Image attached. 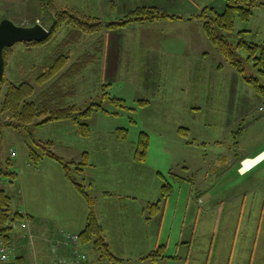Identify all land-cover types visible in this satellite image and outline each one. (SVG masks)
Here are the masks:
<instances>
[{
  "label": "rangeland",
  "instance_id": "obj_1",
  "mask_svg": "<svg viewBox=\"0 0 264 264\" xmlns=\"http://www.w3.org/2000/svg\"><path fill=\"white\" fill-rule=\"evenodd\" d=\"M195 1L200 3L199 12L206 6H213L221 12L226 0ZM260 1L264 3V0ZM63 7H66L63 0H21L0 4V20L9 18L24 26L39 22L51 32L54 15ZM68 8L78 10L72 6ZM194 20L200 21L199 18ZM67 26L66 23L61 27L55 35L57 39L49 43L35 45L18 42L9 47L6 80L18 82L27 73L34 72V68L53 53L56 41L64 38ZM234 28L235 33L247 30V41L263 43L264 10L258 6L248 21L237 18ZM95 35H85L70 46L71 63L84 54L96 55ZM205 40V43L201 40L193 44L194 49L189 56L180 54L166 61L162 53L161 60L121 55L116 62L123 73L116 77L105 73L102 42L97 60L94 62V58L80 74L65 81L67 86L76 90L75 96L68 99L69 104L85 109L93 102H99L103 96V85L107 84L110 98H125L132 111L117 106L111 99L105 100L103 107L109 112V117L101 121L106 113L94 112L93 117L88 119L91 125L88 135L81 134L78 125L69 120L50 121L37 128L33 124L29 127L32 134L27 136L7 129L0 133L1 162L4 164V159L11 157L13 164L10 169L18 173L17 178L5 177L2 187L11 197V214L17 212L23 215L17 223L11 220L8 223L13 229L12 240L6 239L14 247L11 259L19 254L14 238L20 240L18 244L22 242L23 247L27 243L30 245L29 241L34 238L30 235L34 222L27 219L32 215L34 220V213L57 228L80 231L84 227L88 205L65 176L63 165L44 156L37 169L30 157V145L42 154L45 151L43 146L47 147L43 142L51 141L54 143L51 148L57 155L67 162H74L71 169L80 181L86 183L96 199L99 214L103 198H106L105 191L111 193L107 198L109 204L116 206L121 200L130 208L126 215H112L113 222L106 220L105 237L113 251L110 250L120 259H110L90 245L87 250L88 264H154L144 257L156 248L157 239L162 245H167L169 241L168 255L178 252L182 259H186V247L177 249L175 244L191 238L192 264H264V180L253 185L255 178L264 175V165L241 178L233 170L228 173L221 156L226 143L223 141V121H226L222 115L223 107L201 106V111L193 109L196 101L253 99L254 89L209 40ZM242 54L245 55L244 52ZM35 84L37 93L46 86ZM6 89L7 85L3 84L0 105ZM255 98L261 99L256 94ZM143 99L149 103L139 105L138 110L131 107H137ZM173 100L179 106H165ZM0 116L5 121L10 119L7 112ZM119 127L128 128L130 136L121 137L122 134L116 132ZM258 127L259 123H256L255 129L246 136L264 135ZM180 128H188L189 134H183ZM141 131L153 137L147 161H139L135 156L137 143L133 141ZM201 137L208 139L207 147L197 145L202 143ZM85 154L89 156V163L87 161L83 165ZM80 162L85 173L84 170L79 172ZM127 166L143 169L139 172L144 174L133 176L131 181L125 180ZM90 177L97 179L96 185H91ZM165 180L173 185L174 197L171 195L166 202L167 209L164 206L162 213L152 215L149 202L152 204L160 199ZM196 221L197 226L194 224ZM160 228L158 237L157 230ZM27 264H34L30 257H27Z\"/></svg>",
  "mask_w": 264,
  "mask_h": 264
},
{
  "label": "trees",
  "instance_id": "obj_2",
  "mask_svg": "<svg viewBox=\"0 0 264 264\" xmlns=\"http://www.w3.org/2000/svg\"><path fill=\"white\" fill-rule=\"evenodd\" d=\"M262 4L260 0H226L223 11H217L215 7L209 6L203 8L196 16L202 21L208 39L219 53L264 98V43L259 44L247 41L244 37L245 31L234 32L236 19L250 20L254 15L255 8ZM168 18H183V16L170 14L156 7L146 6L138 7L111 21L83 14L68 7L58 12L54 15L52 30L48 37L41 42L33 41L30 43L42 45L57 39L55 36L57 31L67 23L69 26H67L66 34L64 38L56 41L52 49L53 53L46 57L41 65L35 67L34 72L27 73L21 81L9 82L4 77L0 83V95L3 84L7 85L2 104L0 105V115L5 112L10 115V119L7 121L1 119L0 116V133L3 134L7 129L27 136V134H32L29 127L33 124L37 128L44 126L50 121L69 120L78 125L81 134L88 135L90 132L88 119L94 112L104 111L103 100L93 102L85 109L75 104L70 105L68 99L75 96L76 90L73 86H67L65 81L72 79L85 69L93 61L95 55L91 53L84 54L71 63L70 46L85 35L97 33L103 29L112 30L126 27L131 23ZM9 49L6 48L4 51L5 59ZM35 82L41 86H46L37 93L38 89ZM106 87L108 88V85L104 84L103 99H111L117 106H122L132 111L124 99L110 98ZM147 103L148 101L143 99L138 102V105L141 106ZM43 115L46 117L42 118ZM131 120L134 121L132 118ZM26 130H29V132H25ZM116 132L122 134L121 137L126 138L129 134V129L119 127ZM180 132L185 135L189 134L188 128H180ZM150 142L149 133L141 131L137 140L136 159L139 161L147 160ZM36 143L41 145L39 141H36ZM43 144H47V147L46 145L43 146L45 151L42 154L38 153L32 145L29 147L30 157L34 165L38 166L44 156L59 161L63 165L67 179L88 203L89 213L86 226L79 233L82 244L91 245L95 250L104 252L110 259H120L110 250L106 241L104 227L96 213V199L88 190L86 183L80 181L75 171L71 169V164H74V162H67L62 156L57 155L51 148V145L54 144L53 142L45 141ZM1 155L2 152H0V157ZM84 156L86 162L83 165H86L89 156L88 154ZM10 158H5L4 164H2V159L0 158V238L4 237L8 241L13 238V229L12 225L8 224L9 221L22 218L20 213L11 214V197L6 189L2 187L5 177H18V173L10 169L13 164L11 162L12 158ZM83 165L80 162L79 172L84 170ZM172 192L173 185L165 180L160 199L149 205L150 209H152V215L163 212L164 206ZM166 250L167 245L161 244L147 254L144 259L157 262L166 257ZM0 264H27L26 255L20 252L15 258H10L5 262L0 261Z\"/></svg>",
  "mask_w": 264,
  "mask_h": 264
},
{
  "label": "crops",
  "instance_id": "obj_3",
  "mask_svg": "<svg viewBox=\"0 0 264 264\" xmlns=\"http://www.w3.org/2000/svg\"><path fill=\"white\" fill-rule=\"evenodd\" d=\"M20 1L21 0H0V4L4 5L10 2H20ZM119 3H121V5ZM199 4L200 3L196 2L195 0H63V6H66L63 7L64 9L67 8L68 6H72L80 10L81 12L86 13L87 15L100 17L103 18L104 20L113 17L118 18L128 13L131 10L143 6L156 7L159 10L168 12L170 14L183 16V18H175V19L168 18V19H160L155 21L131 23L123 28H117L112 30L103 29L100 32L94 33L96 34L95 35L96 38L94 40V43L96 44L95 45L96 55L94 62L97 60L98 54L101 53L100 51L101 48L99 49V45L102 47V42H103L102 51L105 50V61H104L105 73L110 74V76L112 77H116L118 74L123 73L122 68L116 62V59L121 55L122 56L130 55L131 58L138 56L139 58L144 60H146V58H160L161 60L160 53H162L163 59L166 61V60H170L171 58L175 59L180 54L189 56L194 49L193 44L200 43L201 40L203 43H205L206 41L205 39L206 38L208 39V37L204 31L203 23L201 20L198 21L199 23L196 22V20H194L196 18H199L196 16L200 10ZM260 7L261 9L264 10V3L260 5ZM241 31H245L244 33V37H245L248 31L247 30H241ZM201 33H204L205 36H203V34ZM209 42L211 43L210 40ZM215 49L217 48L215 47ZM164 60L162 61V64ZM254 91H253L254 98L249 100L242 98H238L235 100L208 99L206 102L196 101L193 106L194 110H200V111L202 110L201 106H209L210 108H214L217 106L223 107L222 115L226 120L223 121V127L225 132V134L223 135V141L226 143L223 145V153L221 156L227 168L226 169L227 172L231 173L233 170L238 175L239 178L245 177L247 173H252L256 168L264 165V159H263L257 162L247 172L243 173L240 170L241 162L243 159L254 158L257 155L264 152V135H261V137L258 135L257 137H255V135H252L251 138H248L246 136V133H248L250 130L253 131L255 129L256 123L257 124L259 123V127H258L259 132L260 131L264 132V98L261 95H259L256 91L255 92ZM255 94L261 99L255 98ZM121 99H124L126 103H128L125 98H121ZM101 100H103L104 102L107 99L102 98ZM165 106L172 107V106H179V104L177 101L173 100L170 102V104H168V102L165 103ZM131 107L134 110H138L140 108L139 105L137 107L135 105H131ZM101 112L106 113V115L102 116L103 119H101V121H105V119L109 117L108 116L109 112L106 111L105 109L104 111L103 110L98 111V113ZM93 114L90 118L93 117ZM207 122L209 124H212V122L210 121ZM191 132L192 130L190 129V133ZM129 136H130V132H129ZM150 138L151 139L153 138L151 134H150ZM137 139H135L133 142L137 143ZM201 140L202 143L197 145H200L202 147H207L208 139H206L205 137H201ZM175 141L179 142L178 140ZM151 147H152V142H150L149 155L151 154ZM39 165L38 167L36 166L37 169L39 168ZM85 171L86 170L84 169L83 173H85ZM139 171L143 172L144 170L134 167L130 168L129 166H127V174L124 176V179L131 181L133 176L138 177L144 174V173H140ZM226 180H228L229 182L230 181L229 177H227ZM261 180H264V175L260 176L259 179L255 178L253 185H255L257 182ZM90 181L92 186L94 184L96 185L98 182L96 178L93 179L91 177H90ZM225 183L227 182H224V184ZM104 195L106 198H103L104 201L100 205V214L99 211L97 210V203H96V213L100 222L104 226V231L106 233V220L113 222L114 219L112 215L115 214L126 215V213H128L130 208L128 207L129 205L126 202H122L121 200H119L116 206L109 204L110 201L108 199L110 198L109 196H111L110 191H105ZM171 197H174V195L172 194ZM130 198H132L133 201L135 200L134 197H130ZM149 204L151 203L149 202ZM88 213H89V207H88ZM87 217L88 214L85 218L83 229L86 226ZM22 218L20 219L22 220ZM32 218H33L32 215L27 217V219H29L30 222L31 221L34 222V227L32 226L33 228H31L32 233L30 232V235H34L33 238L34 240L32 239V241L31 240L29 241L31 246L27 243L25 244V247H23L22 242L18 244L20 240L14 238L13 240L15 242L17 250L19 251V253L21 252L24 255L28 254L26 255V259L27 257H30L31 261L34 264L51 262L53 261V255L51 253L52 242L59 239L61 237L62 231L67 229L57 228L56 226L53 225L52 222L45 219H41L37 215V213H34V220H32ZM15 222L17 223V219ZM194 224H196L195 226H197L198 221H196V223ZM192 227H194V225ZM82 230L71 231V232L80 233ZM157 233H158V237H160L161 228L157 230ZM105 238L107 240V243L109 244V248L112 250L111 245L107 239V236ZM161 244L157 239V243L155 244V247ZM166 244H167V250H169L170 247L169 241L166 242ZM175 246L177 247V249H180L181 246L186 247V251H187L186 259H182L179 253L177 252L173 255H168L166 253L167 255L163 259L157 262H153V261L151 262L154 264H166V263L181 264L182 262L183 264H192L193 261L191 262L190 256H191V252L193 251V238H191V240H185L183 242L180 241L179 243H176ZM89 247H90L89 245H86L84 247V250H86L87 252ZM145 260L150 261L148 259ZM205 264H209V262H206Z\"/></svg>",
  "mask_w": 264,
  "mask_h": 264
},
{
  "label": "built area",
  "instance_id": "obj_4",
  "mask_svg": "<svg viewBox=\"0 0 264 264\" xmlns=\"http://www.w3.org/2000/svg\"><path fill=\"white\" fill-rule=\"evenodd\" d=\"M264 152L257 157L258 161L264 158ZM253 158V159H255ZM248 158L242 161L240 170L244 173L248 171L255 163L247 165ZM86 245L82 244L80 235L70 231H63L61 237L52 242L51 253L53 261L42 264H87L88 255L84 250ZM14 255V247L4 238H0V261L5 262Z\"/></svg>",
  "mask_w": 264,
  "mask_h": 264
},
{
  "label": "water",
  "instance_id": "obj_5",
  "mask_svg": "<svg viewBox=\"0 0 264 264\" xmlns=\"http://www.w3.org/2000/svg\"><path fill=\"white\" fill-rule=\"evenodd\" d=\"M50 34L43 24L36 22L31 26L16 24L9 18L0 20V83L4 78L6 59L4 51L18 42H41Z\"/></svg>",
  "mask_w": 264,
  "mask_h": 264
},
{
  "label": "bare ground",
  "instance_id": "obj_6",
  "mask_svg": "<svg viewBox=\"0 0 264 264\" xmlns=\"http://www.w3.org/2000/svg\"><path fill=\"white\" fill-rule=\"evenodd\" d=\"M261 156H264V154L263 155H260V158H261ZM257 160H259V159H257V158H255V159H253V158H248V160H247V165H251V164H253V163H255Z\"/></svg>",
  "mask_w": 264,
  "mask_h": 264
}]
</instances>
